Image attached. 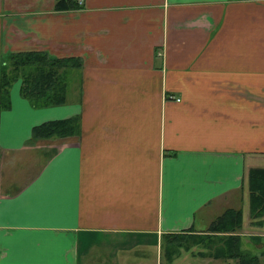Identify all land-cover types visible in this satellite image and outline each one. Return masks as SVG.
I'll return each mask as SVG.
<instances>
[{
	"label": "crops",
	"instance_id": "1",
	"mask_svg": "<svg viewBox=\"0 0 264 264\" xmlns=\"http://www.w3.org/2000/svg\"><path fill=\"white\" fill-rule=\"evenodd\" d=\"M27 50L80 66L59 70L61 103L18 78L3 93L0 264H145L163 238L166 264H237V248L264 264L247 175L264 168V0H0V64ZM230 208L240 226L212 231Z\"/></svg>",
	"mask_w": 264,
	"mask_h": 264
},
{
	"label": "trees",
	"instance_id": "2",
	"mask_svg": "<svg viewBox=\"0 0 264 264\" xmlns=\"http://www.w3.org/2000/svg\"><path fill=\"white\" fill-rule=\"evenodd\" d=\"M55 7H59L57 3ZM80 66L76 57L58 58L48 55L45 51L27 50L7 54L0 64V107L8 105V99L3 96L6 87L14 79L20 81L19 92L35 105H50L64 101V81L60 67ZM75 116L48 119L32 125L30 138L56 137L71 134L75 131ZM248 187L250 193V212L258 213L264 210V168L254 167L248 170ZM227 211L236 214L237 222L229 226L228 219L221 215L209 223L212 231L234 230L240 226V212L235 209ZM226 211V212H227ZM230 228V229H229ZM235 235H231L234 237ZM228 256L236 258L237 264H258L257 256L243 252L240 249L228 251Z\"/></svg>",
	"mask_w": 264,
	"mask_h": 264
},
{
	"label": "rangeland",
	"instance_id": "3",
	"mask_svg": "<svg viewBox=\"0 0 264 264\" xmlns=\"http://www.w3.org/2000/svg\"><path fill=\"white\" fill-rule=\"evenodd\" d=\"M61 68H66V67H60ZM72 81H75V78H72ZM70 84V82H68ZM165 238L161 239L162 241V247H160V257H156L155 255V250L153 249H150L148 251V255L146 257V263L145 264H166V256H165V252H164V249L166 248L164 246V243H165ZM168 244H170V246H173V247H180L181 248V253L183 254V244L186 243V242H189V241H184V239L182 240L181 238L179 239H170L169 241H166ZM191 242V240H190ZM199 247V246H198ZM200 248V247H199ZM182 256H179L178 258L180 259ZM181 260V259H180ZM179 264H181L182 262L179 261L178 262Z\"/></svg>",
	"mask_w": 264,
	"mask_h": 264
},
{
	"label": "built area",
	"instance_id": "4",
	"mask_svg": "<svg viewBox=\"0 0 264 264\" xmlns=\"http://www.w3.org/2000/svg\"><path fill=\"white\" fill-rule=\"evenodd\" d=\"M77 2H80V0H77Z\"/></svg>",
	"mask_w": 264,
	"mask_h": 264
}]
</instances>
